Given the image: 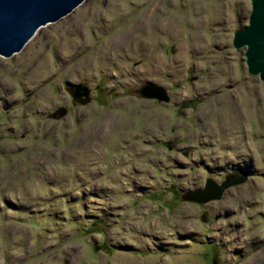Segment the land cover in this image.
<instances>
[{"label":"rangeland","instance_id":"1","mask_svg":"<svg viewBox=\"0 0 264 264\" xmlns=\"http://www.w3.org/2000/svg\"><path fill=\"white\" fill-rule=\"evenodd\" d=\"M251 10L85 0L0 55V264H264V80L234 46Z\"/></svg>","mask_w":264,"mask_h":264},{"label":"water","instance_id":"2","mask_svg":"<svg viewBox=\"0 0 264 264\" xmlns=\"http://www.w3.org/2000/svg\"><path fill=\"white\" fill-rule=\"evenodd\" d=\"M85 0H0V55L11 57L21 51L42 27L56 22L73 12ZM252 10L248 24L235 31L234 46L245 47L248 72L264 80V0H251ZM82 88V87H81ZM88 95L89 88L77 87L75 96ZM141 93L149 98L167 102V90L158 84L148 83ZM246 181V176L228 177L221 183L208 179L205 188L191 191L193 201H211L224 192Z\"/></svg>","mask_w":264,"mask_h":264}]
</instances>
